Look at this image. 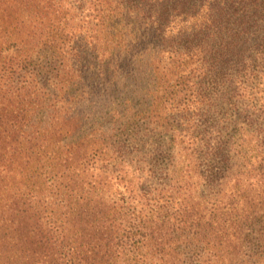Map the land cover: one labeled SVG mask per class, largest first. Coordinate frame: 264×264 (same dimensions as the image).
<instances>
[{
  "label": "trees",
  "instance_id": "trees-1",
  "mask_svg": "<svg viewBox=\"0 0 264 264\" xmlns=\"http://www.w3.org/2000/svg\"><path fill=\"white\" fill-rule=\"evenodd\" d=\"M0 264H264V0H0Z\"/></svg>",
  "mask_w": 264,
  "mask_h": 264
}]
</instances>
